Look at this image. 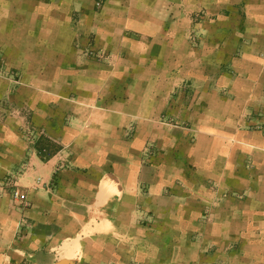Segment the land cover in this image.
<instances>
[{
  "label": "crops",
  "instance_id": "0c3cea01",
  "mask_svg": "<svg viewBox=\"0 0 264 264\" xmlns=\"http://www.w3.org/2000/svg\"><path fill=\"white\" fill-rule=\"evenodd\" d=\"M0 59V264H264V0H0Z\"/></svg>",
  "mask_w": 264,
  "mask_h": 264
},
{
  "label": "rangeland",
  "instance_id": "374dc122",
  "mask_svg": "<svg viewBox=\"0 0 264 264\" xmlns=\"http://www.w3.org/2000/svg\"><path fill=\"white\" fill-rule=\"evenodd\" d=\"M97 7H100V4H97ZM91 42H89L87 44V46H81V44H77V49L79 51H82V55H83V61H106L107 58H110V56L106 54L105 51L100 50V49H96L95 46L92 44ZM0 75L2 76H8L6 73V69L5 67L2 65V61L0 59ZM9 78H12L13 80H15L16 78H18L16 76V74H9L8 76ZM17 82V81H15ZM18 83V82H17ZM23 137L24 139L27 141V143L33 147V149H36V151L40 152V143L44 140L45 135L43 134V132H38V130H34L31 127L26 129L25 131H22Z\"/></svg>",
  "mask_w": 264,
  "mask_h": 264
},
{
  "label": "built area",
  "instance_id": "2783aa9c",
  "mask_svg": "<svg viewBox=\"0 0 264 264\" xmlns=\"http://www.w3.org/2000/svg\"><path fill=\"white\" fill-rule=\"evenodd\" d=\"M39 153H40V152H39ZM40 154H41V153H40ZM13 196H14L15 199H18V198L20 197L19 191H18V190H15V191L13 192Z\"/></svg>",
  "mask_w": 264,
  "mask_h": 264
}]
</instances>
